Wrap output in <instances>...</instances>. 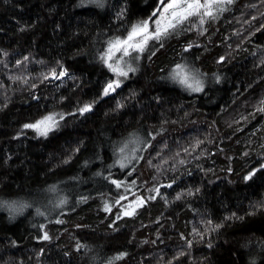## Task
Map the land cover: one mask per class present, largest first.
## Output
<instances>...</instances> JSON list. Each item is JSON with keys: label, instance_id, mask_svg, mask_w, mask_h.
I'll return each instance as SVG.
<instances>
[{"label": "trees", "instance_id": "16d2710c", "mask_svg": "<svg viewBox=\"0 0 264 264\" xmlns=\"http://www.w3.org/2000/svg\"><path fill=\"white\" fill-rule=\"evenodd\" d=\"M169 1L0 0V264H264V0L119 53L117 77L109 43Z\"/></svg>", "mask_w": 264, "mask_h": 264}, {"label": "snow or ice", "instance_id": "6c2138e0", "mask_svg": "<svg viewBox=\"0 0 264 264\" xmlns=\"http://www.w3.org/2000/svg\"><path fill=\"white\" fill-rule=\"evenodd\" d=\"M231 2L232 0H203V3L201 0H170L163 8V13H168L169 15H162L160 19L155 21L156 27L154 31H149V21L147 20L134 25L126 39L111 41L108 46V52L104 56H101L100 59L117 77H127L130 72H134L136 69L127 61L118 60L115 63H111L110 61L113 59L112 53L114 51L121 52L124 57L130 56L132 52L142 53L149 39H159L162 35L167 34L170 29L176 28L178 24L183 23L192 16L199 17V23L203 25L205 22L204 17L215 18L214 11H224V5ZM161 3H163V0H161ZM161 20L165 21L163 29L160 27ZM63 75V72L60 73V76ZM53 77L60 78L56 73H53ZM170 78L193 92L203 90L202 80L198 78V74H190V70L184 65H177V68L173 70ZM120 84L121 81L118 78L110 81L103 89V95L107 96L110 92H114L116 88L120 87ZM90 110L91 106L86 105L80 111L83 113ZM259 110L264 111V109ZM55 123L56 119L54 116H47L35 124H26L24 127L34 129L40 135L46 136ZM120 166L124 167L125 165L121 162ZM261 167H264V165ZM252 175H255V171L246 177V179H251ZM112 183L116 184L117 187L120 186L116 181H112ZM156 191L157 193L159 192L158 189ZM104 210L109 211L110 206L105 205ZM124 214L130 215L132 213L125 212ZM57 222L59 223V221ZM44 239H48L47 234H45Z\"/></svg>", "mask_w": 264, "mask_h": 264}, {"label": "rangeland", "instance_id": "374dc122", "mask_svg": "<svg viewBox=\"0 0 264 264\" xmlns=\"http://www.w3.org/2000/svg\"><path fill=\"white\" fill-rule=\"evenodd\" d=\"M170 2V1H169ZM201 2L203 3V0H201ZM167 5V4H166ZM165 5V6H166ZM164 6V7H165ZM163 7V8H164ZM157 15H158V19H160V17L162 16V15H169L168 13H163V9L162 10H160L159 12H157ZM158 19H155L154 20V22H153V20L152 21H149V31L150 32H152V31H154V29H155V27H156V24H155V21L156 20H158ZM164 25H165V21L164 20H161V24H160V27H161V29H163L164 28ZM119 53H121V52H119V51H114L113 53H112V56H113V59H112V61H110L111 63H115L117 60H119V59H121V57L120 56H118L119 55ZM121 61V60H120ZM183 65V64H182ZM185 66V65H184ZM187 69H189L190 70V74H193V72H192V70L186 65L185 66ZM198 78H200V77H198ZM201 79V78H200ZM202 80V79H201ZM202 84H203V88H204V83H203V80H202ZM189 90V89H188ZM191 91V90H190ZM54 127V126H53ZM52 127V128H53ZM51 128V129H52ZM132 157H128V158H126L125 159V161H124V163L125 164H127L126 162H128V161H132ZM127 198V200H126V202L125 203H123L122 204V212L123 213H125V212H130V213H133L134 211H136L139 207H141L142 206V200L139 198V197H137V198H135V199H133V200H128V196H125V197H121L119 200H118V202H120V201H123V199L125 200ZM130 206V207H129Z\"/></svg>", "mask_w": 264, "mask_h": 264}, {"label": "bare ground", "instance_id": "6f19581e", "mask_svg": "<svg viewBox=\"0 0 264 264\" xmlns=\"http://www.w3.org/2000/svg\"><path fill=\"white\" fill-rule=\"evenodd\" d=\"M183 44V43H182ZM189 45H190V43H189ZM158 48V47H157ZM99 49V48H98ZM181 49V48H180ZM183 50H186V49H183ZM6 52V51H5ZM136 53V52H135ZM99 54V53H98ZM145 54V53H144ZM99 56V55H98ZM87 57V56H86ZM134 57V56H133ZM135 57H137V56H135ZM186 58V57H185ZM94 59V58H93ZM135 60V59H134ZM97 61V60H96ZM178 61V60H177ZM59 63V62H58ZM98 63H99V61H98ZM143 65V64H142ZM139 66V65H138ZM175 66V65H174ZM173 66V67H174ZM56 67V66H55ZM62 67V66H61ZM176 67V66H175ZM106 68V67H105ZM137 68V67H136ZM177 68V67H176ZM130 78V77H129ZM131 79V78H130ZM133 79V78H132ZM111 80V79H110ZM104 89V88H103ZM126 94V93H125ZM124 94V95H125ZM162 116V115H161Z\"/></svg>", "mask_w": 264, "mask_h": 264}]
</instances>
